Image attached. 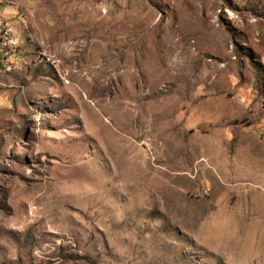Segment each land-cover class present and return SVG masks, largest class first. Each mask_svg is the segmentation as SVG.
I'll return each instance as SVG.
<instances>
[{
  "label": "rangeland",
  "instance_id": "rangeland-1",
  "mask_svg": "<svg viewBox=\"0 0 264 264\" xmlns=\"http://www.w3.org/2000/svg\"><path fill=\"white\" fill-rule=\"evenodd\" d=\"M0 264H264V0H0Z\"/></svg>",
  "mask_w": 264,
  "mask_h": 264
},
{
  "label": "built area",
  "instance_id": "built-area-1",
  "mask_svg": "<svg viewBox=\"0 0 264 264\" xmlns=\"http://www.w3.org/2000/svg\"><path fill=\"white\" fill-rule=\"evenodd\" d=\"M6 30H7V32H8V40H9V39H10V36H11V34H12V32H13V29L10 28V27H8V28H6Z\"/></svg>",
  "mask_w": 264,
  "mask_h": 264
},
{
  "label": "bare ground",
  "instance_id": "bare-ground-1",
  "mask_svg": "<svg viewBox=\"0 0 264 264\" xmlns=\"http://www.w3.org/2000/svg\"><path fill=\"white\" fill-rule=\"evenodd\" d=\"M3 36L5 37L6 40H8V32H7V30L4 31Z\"/></svg>",
  "mask_w": 264,
  "mask_h": 264
}]
</instances>
